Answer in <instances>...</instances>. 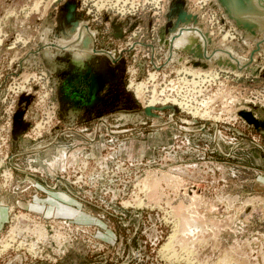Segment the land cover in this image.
<instances>
[{
	"label": "rangeland",
	"instance_id": "rangeland-1",
	"mask_svg": "<svg viewBox=\"0 0 264 264\" xmlns=\"http://www.w3.org/2000/svg\"><path fill=\"white\" fill-rule=\"evenodd\" d=\"M64 1L0 0V36L4 39L0 46V89L5 90L0 100V195L11 206L9 219L0 229V264H264V133L239 114L248 110L258 118L264 116V70L251 76L222 68L225 70H221L220 80L195 88L191 85L193 77L188 75L180 93L200 112L191 111L195 109L187 101L173 98L171 94L177 95L178 89L170 80L182 71L205 75L209 68L218 66L212 62L208 68L193 67L189 57L179 61L181 54L175 49L168 51L164 60L157 34L166 22V12L156 18L147 9L140 14L141 19L114 17L109 11L99 15L96 10L87 15L84 11L94 7L95 2L88 0L81 11L83 22L91 17L92 32L79 30L77 41L82 33H89L93 39L98 34V52L103 43L114 41L116 46L121 41L130 42L129 34L120 40L111 33V21L117 18L126 22V34L130 31L125 27L142 23L143 36L139 31L131 42L141 38L145 51H138L139 57L134 52L127 58L123 54L126 66L119 89L112 95L114 99H109L107 106L98 104L94 109H101L103 115L98 112L84 122L75 119L76 124L71 125V119L59 113L57 89L47 69L51 94L46 103L40 102V90H45L42 80L33 83L30 93L15 92L16 86L26 85L36 73L41 75L44 66L39 58L35 67L22 63L26 56L22 66L12 62L11 57L10 62L4 61L9 48L31 49L34 37L40 36L43 21L54 13L55 24V15ZM188 4L193 12V5L190 1ZM157 21L159 24L152 31L151 26ZM228 26L236 29L231 21ZM100 32L104 35L101 38ZM222 33L216 31L214 47L229 45L242 57H249L254 41L243 40L237 30L236 39H223ZM175 37L176 43L186 39L182 34ZM45 41L64 45L52 39L48 30L45 39L36 42L42 45ZM76 43L66 46L76 50ZM37 48L34 45L31 50ZM148 53L150 58L145 57ZM263 56L264 52L255 54L254 62L260 64ZM144 59L148 60L143 72L140 62ZM153 61L156 70L148 65ZM136 67L138 77L134 79L131 70ZM174 69L176 72H170ZM233 72L242 76L238 79ZM138 82L143 83L142 90L131 86ZM106 91L107 88L100 96ZM20 96L24 100L32 96L29 107H34L28 118L29 109L26 111L25 117L32 124L24 137L32 142L47 134L58 139L32 163L47 174L57 168L60 173L69 171L71 190L84 197L75 198V205L71 202L72 207L79 206L78 215L70 212L62 217H44L29 206L37 194L35 178L23 177L19 171L28 167L29 157L20 154V160H13L17 149L11 144L20 142L11 137ZM170 103L179 107L178 114L169 109L156 111L160 118L143 113L146 106ZM48 112L54 118L41 131V121H49ZM190 119L199 123H189ZM75 126L86 129L82 131L86 141L84 135L77 134L79 130L56 137V133L67 128L72 131ZM65 150L71 155L69 163L61 156ZM60 156V164L56 159L52 161ZM45 160L52 161L49 168Z\"/></svg>",
	"mask_w": 264,
	"mask_h": 264
},
{
	"label": "water",
	"instance_id": "water-1",
	"mask_svg": "<svg viewBox=\"0 0 264 264\" xmlns=\"http://www.w3.org/2000/svg\"><path fill=\"white\" fill-rule=\"evenodd\" d=\"M78 3V0H65L55 15V24L53 23L54 13H51L43 21L40 39H45L46 30H48L54 39L60 43L63 42L64 45L52 42L38 53L40 62L53 77L54 86L57 89L55 94L59 113L66 114L71 119V125H74L75 115L79 112H83L85 109L86 113L83 116L85 117L84 121H87L93 118L94 109L98 104L107 106L109 99H114L113 94L116 89H119L126 66L123 53L132 57L134 48L132 45L124 52L118 53L115 44L111 43L110 47L113 48V53L112 58H109L105 51H97L96 42L89 33H82L81 40L77 41L75 37L80 33L79 26L83 23V15L77 11ZM214 5L221 9L223 15L236 26V30L243 40L255 42V47L251 50L249 57L245 58L248 66L247 63L243 65L245 66L244 72L251 70V75H258L261 65L255 63L253 57L255 54L264 52V0H214ZM125 25L126 22L119 21L117 18L111 21V33L116 39H125L126 33L123 32ZM135 25V23L131 24L129 29H133L136 27ZM198 29L201 30L203 38L192 33ZM179 34L186 35V39L183 43L175 45L174 36ZM71 42H77L76 50L67 48ZM157 42L159 47L165 48L167 52L175 49L177 53H181L179 61L184 60L185 54L188 55L195 67H207L210 62H213L219 67L240 69L242 65H239L237 57L244 59L229 45L214 47L213 40L208 30L204 29L203 24L199 21L198 15L189 11L187 0H169L166 22L159 27ZM68 43L69 45L66 46ZM78 51L83 53L78 54ZM218 51H223L226 54L220 55ZM116 58L119 63L116 62ZM144 64V62L140 63L143 72L145 71ZM106 88L104 97L100 96ZM22 96L24 97V95ZM22 96L19 97L13 116L11 137L14 141L26 143L30 140L24 135L32 123L26 119L25 114L29 105L32 104L33 97L30 96L29 100H24ZM166 109L172 110L174 114L179 113L178 107L169 104L146 106L143 113L148 117L160 118L161 114L156 111ZM98 112L100 115L104 113L101 109ZM134 113L135 111H132L131 115ZM239 114L247 122L253 124L258 131L264 133V116L257 119L251 111L246 110ZM189 123L199 122L197 119H190ZM238 132L241 135L245 134L240 130Z\"/></svg>",
	"mask_w": 264,
	"mask_h": 264
},
{
	"label": "crops",
	"instance_id": "crops-1",
	"mask_svg": "<svg viewBox=\"0 0 264 264\" xmlns=\"http://www.w3.org/2000/svg\"><path fill=\"white\" fill-rule=\"evenodd\" d=\"M39 36V35H38ZM50 36V35H49ZM53 39V36H52ZM105 39H109V38H104V40L102 42H105ZM34 43L31 44V49L34 45H38V48L34 51H32L30 48L29 50H25V48H19V49H14L13 48H9L7 49L6 52V56H5V63L6 61L10 62V60H8V58H12V62H19L20 66H22L21 64H30L29 67H35L36 64V60L39 58V51H41L42 49L46 48L49 46L50 41H45L42 45H39L38 42H42V40L40 39V36L37 37V39H35L34 37ZM38 40V42H36ZM124 41L118 42L116 43V47L118 44V53L119 49L126 47L128 48L127 43H123ZM101 42L96 43L97 46H99ZM111 43H114V41H111ZM111 43H106L102 45V47L100 48V50L105 51V53H107L106 55L109 58H112V55L110 53H113V48L110 47L112 46ZM101 45V44H100ZM110 45V46H109ZM159 47V46H158ZM17 48V47H16ZM108 52H107V51ZM137 51H145V47H143V45H141V43L138 45L137 47ZM163 55H164V60L166 58V49L163 48ZM151 52V50H150ZM160 52V51H158ZM124 54V53H123ZM128 54L125 53L124 57L127 58ZM26 56V61H25V57ZM24 58V60H23ZM155 58V56L153 57ZM117 59V58H116ZM23 60V62L21 63V61ZM117 63H119L118 59L116 60ZM10 64V63H9ZM4 66H6V64H4ZM11 66V65H9ZM10 71V70H9ZM8 73V72H7ZM5 90L4 89H0V100L2 97V94H4ZM34 112V107H29L28 110V114L26 115V117L28 118V116ZM86 113L85 111L83 112H79L78 114L75 115L74 121L75 119H78L82 122H84L85 117H82V114ZM87 118V117H86ZM74 124H76V122H73ZM74 129V131H73ZM65 131H63L62 133H56V137L59 138V136L63 133L67 132H76L75 130H79V132L77 133L82 134V131H85L86 129H79V128H72V131H68L69 128L64 129ZM55 131H58V129H56ZM81 131V133H80ZM51 133V132H50ZM66 134V133H65ZM84 135L83 140L86 141V136ZM47 136H49L47 134ZM42 137V139L35 141H27L26 143H21V142H17V143H11L12 146H14L17 150L16 154L13 155V160H20L18 159L20 156V154H28V162L27 168L24 169H19V171L23 172L24 176L23 177H31V178H35L34 182H35V187L37 189V194H36V198L34 201H31V203H29V206L39 210L41 213H43L44 217H62L65 216L67 214L71 213H80V210L78 209L79 206L72 207L71 206V202L73 203V201H75V198H84L81 195H77V193L73 190H71V187L69 185V181L67 178V174L69 173L68 170H64L62 171V173L58 172V168L57 170L50 171L51 174H47L48 172L46 170H43V168H38V167H34L32 162H35L37 160H39V157L41 158V154L47 153L48 150H50V147L53 146L58 139H56L55 137L51 136V137ZM14 142V141H13ZM69 152L67 150L64 151V153L61 156H65L66 158V163H69L71 155L68 154ZM61 156L59 158H54L52 161H55V159L57 160L56 162L59 163V160L61 158ZM51 161V162H52ZM17 162V161H15ZM48 160H45L46 166L50 165V163ZM23 163V161H22ZM60 164V163H59ZM69 165V164H68ZM59 167V166H58ZM69 167V166H68ZM49 168V166H48ZM62 169V168H61ZM50 170V169H49ZM41 173V174H40ZM34 175V176H33ZM50 176V177H49ZM22 177V176H21ZM263 180V177H260ZM264 181V180H263ZM33 182V183H34ZM76 194H75V193ZM89 198V197H88ZM74 204V203H73ZM75 205V204H74ZM10 204L5 200V197L3 195H0V229L2 227H4V225L6 224L7 220L9 219V215H10ZM78 207V208H77ZM76 215V214H75Z\"/></svg>",
	"mask_w": 264,
	"mask_h": 264
},
{
	"label": "bare ground",
	"instance_id": "bare-ground-1",
	"mask_svg": "<svg viewBox=\"0 0 264 264\" xmlns=\"http://www.w3.org/2000/svg\"><path fill=\"white\" fill-rule=\"evenodd\" d=\"M91 1H93V0H91ZM90 1V2H91ZM95 2H93V5H95L98 9H99V11H100V13H102V12H108L109 11V7H112V8H118V9H120V11H121V14H122V12L123 11H126V9L124 8V7H126L127 5H126V3H129V2H131L132 3V6H137V5H140L141 4V6L142 7H144L145 8V5L144 4H147V3H149V4H153L155 7H157V8H161V9H163V12H167L166 10H167V8H168V3L169 2H167V0H94ZM141 1L143 2V4L141 3ZM188 1H190L191 2V5H193V7H192V11L196 14V15H198V18H199V21L204 25V28L206 29V30H208V33H209V35L211 36V38H212V40H213V44H215L214 43V40H215V37H214V33H213V31L214 30H212L211 28L210 29H208V26H207V24H205V20H204V18L206 17V15H202L201 14V12L199 11V10H197V9H195V7H194V5H197V1L198 0H187V6L189 7V8H191V6H189L190 4H188ZM202 1V0H201ZM203 1H206L207 3H209V1L211 2L210 4H212L211 6H212V9H215L216 10V16L218 17V21H220L221 19V22L223 23V25H228V23H230V20H228L224 15H223V11L221 10V9H219V8H216L215 7V5H214V0H203ZM79 2H82V0L81 1H79ZM86 3H89V1L88 0H86ZM38 5V4H37ZM121 8H123V9H121ZM102 11V12H101ZM192 12V13H193ZM56 13H57V11H56ZM123 14H126V13H123ZM90 17V16H89ZM86 18V22H83L82 24H80V26H79V30H82V31H86V30H89V31H91V27H90V24L89 23H91L92 22V19H90V18ZM123 17V16H122ZM125 18V17H124ZM139 19H141V18H139ZM214 19H216V18H214V17H212V20H214ZM144 21V20H143ZM140 24H142V23H139V25H138V27L136 28H133V29H128L127 27H125V30L126 31H130L131 32V41L133 40V36H135L138 32H139V30H143V27L140 25ZM131 25V24H130ZM129 25V26H130ZM153 25V24H152ZM163 25V24H162ZM161 25V26H162ZM128 26V27H129ZM136 26V25H135ZM152 27V26H151ZM82 28V29H81ZM139 28V29H138ZM156 28V26L155 27H153V30ZM124 30V31H125ZM157 30V29H156ZM159 30V29H158ZM81 31V32H82ZM235 31H236V29L234 28V27H232V28H230V29H226V32H224V33H222V38L223 39H227V38H234L235 36H236V34H235ZM92 32V31H91ZM101 32H102V30H101ZM99 33V37L101 38L102 36H104L103 35V33ZM130 32H127V34H125V36L126 35H128ZM144 32V31H143ZM192 33H194L195 35H200V37L201 38H203L204 36H203V34H202V32H201V30L200 29H198V30H195L194 32H192ZM197 33V34H196ZM95 35V34H94ZM97 35L98 34H96V37H95V42L97 43L98 42V38H97ZM175 37V36H174ZM108 38V37H107ZM175 39H176V37H175ZM127 40V39H126ZM2 41H4V39L0 36V46H2L3 45V42ZM173 41V40H172ZM184 42V40H181V41H179V43H176V42H174V44L175 45H178V44H181V43H183ZM131 43H134V42H131ZM134 45H136V43H134ZM142 45V44H141ZM137 46H138V44H137ZM158 46V45H157ZM10 47H12V46H10ZM159 48V47H158ZM98 51V50H97ZM82 52V51H81ZM108 52V51H107ZM120 52V51H119ZM166 53V52H165ZM218 53L220 54V55H224V54H226V53H224L223 51H218ZM112 54V53H111ZM179 54H181V53H179ZM218 54V55H219ZM149 57H150V54H149ZM166 57H167V54H166ZM187 57H189L188 55H186L185 54V58H187ZM184 58V59H185ZM237 59H239V65L241 64L242 66H240V69H230L231 71H235V70H238L239 72H242V74H244V73H249L250 75H251V70H249L250 72H244V69H245V66L243 65V64H246L247 63V60L246 61H243V60H241L240 58H238L237 57ZM147 60L148 59H144L143 60V62L145 63H147ZM143 62H140V63H143ZM151 62V61H150ZM182 62V61H181ZM146 63L144 64L145 66H146ZM211 63L212 62H210L209 64H208V66L207 67H203V68H208L210 65H211ZM189 64H191L193 67H195L194 65H193V63H192V60H191V58H190V60H189ZM149 65V67H153L152 69L153 70H156L155 68H157V66L155 65V62L153 61L152 63H149L148 64ZM189 66V65H188ZM247 66H248V63H247ZM252 66V65H251ZM202 67V66H201ZM219 67V66H218ZM218 67H214L213 69H208V72H207V74H205L204 75V73L203 74H201V75H198V73H197V75H194L192 72H186V71H182L181 73H177V75H176V79H171L170 80V82L171 83H174V84H172V85H174L177 89H178V94L176 95V93H175V95L174 94H171V95H173V98L174 97H176V98H178L179 99V101H187L192 107H193V109H195V110H191V111H197V112H200L197 108H195V106L192 104V101L189 99V98H187V96L186 95H184V94H181L180 93V87H182V84H187V82H186V80L189 78L188 77V75H190V76H192L193 78H192V83H191V85L195 88V87H197L199 84L201 85V86H208L207 84H208V82H213V81H217V80H220V77H221V70H225V69H222V68H225L224 66H220L221 68H218ZM227 68V67H226ZM138 67H136V69L134 68V69H132L131 70V72L134 70V72H132V78H134V79H137V74H138ZM160 70V69H159ZM247 70V69H246ZM264 70V68L263 67H261L260 66V72L258 73V75H260V73H261V71H263ZM149 71V74H150V69L148 70ZM229 71V70H228ZM170 72H176L175 71V69L174 70H170ZM209 72H211L213 75H209V74H211V73H209ZM182 73H184V75L183 76H181V74ZM234 73V75L235 76H237V77H239V76H242V74H238L237 72H233ZM40 74L41 75H38V73H36V75H35V77H31V78H29V80L27 81V84L26 85H18V86H16V94L17 93H19L20 91H26V92H29L30 93V91L32 90L33 91V83L34 82H36V81H39V80H42V84H44V89L45 90H40V102H44V103H46V99L47 98H49V95L51 94V92L50 91H48V86H47V82H48V78L47 77H49V75H48V72H47V70L46 69H42L41 70V72H40ZM165 74V76H167L168 74H166V73H164ZM216 75V76H215ZM258 75H255V76H258ZM215 76V77H214ZM251 76H253V75H251ZM36 77H38V78H36ZM196 79H198V80H196ZM221 82H223L222 80H221ZM143 85V83L141 82V83H139L138 82V84L137 83H132L131 84V86L132 87H136V89H138V90H140L141 89V86ZM142 90V89H141ZM42 92V93H41ZM176 92V91H175ZM161 94V93H160ZM170 95V94H169ZM161 97V96H160ZM158 99H160V98H158ZM167 101V100H166ZM153 102V101H152ZM155 102V101H154ZM153 102V103H154ZM157 102V101H156ZM176 102V101H175ZM207 102V101H206ZM153 105V104H152ZM166 105H168V104H166ZM169 105H171V103L169 104ZM254 105V104H253ZM173 106H176V105H173ZM205 106H206V103H205ZM177 107V106H176ZM187 108V107H186ZM178 109H179V107H178ZM188 109V108H187ZM181 110H185V109H182L181 108ZM172 111V110H171ZM179 111H180V109H179ZM246 111H248V110H246ZM172 113H173V111H172ZM240 113V112H239ZM252 113H253V111H252ZM48 114H50L49 115V121H45V123L46 124H43V122L41 121V123H42V125L43 126H40L39 125V127H40V129H41V131H42V129L43 128H46V126L47 125H50V122H51V120H53V118H54V115L51 113V112H48ZM174 114V113H173ZM207 115H209L208 113H206ZM202 116H205V115H202ZM253 116L255 117V118H257L258 119V117H257V115H255L254 113H253ZM242 117V116H241ZM261 118V117H260ZM246 120V119H245ZM247 121V120H246ZM249 123V122H248ZM251 124V123H250ZM45 125V126H44ZM256 129V128H255ZM257 130V129H256ZM258 131V130H257ZM258 132H260V131H258Z\"/></svg>",
	"mask_w": 264,
	"mask_h": 264
},
{
	"label": "built area",
	"instance_id": "built-area-1",
	"mask_svg": "<svg viewBox=\"0 0 264 264\" xmlns=\"http://www.w3.org/2000/svg\"><path fill=\"white\" fill-rule=\"evenodd\" d=\"M198 3H197V5H194V7H195V9H197V10H199L200 12H201V14L203 15H206V17L204 18V20H205V24H207V26H208V29H212V30H214L213 31V33H214V36H217L216 35V31L217 32H226V29H230L231 27L230 26H228V25H223V23L221 22V20L220 21H218L219 19H218V17L216 16V10L215 9H212V4H210L211 2L209 1V3H207L206 1H201V0H198L197 1ZM83 3H84V5L86 4H88V3H85L84 1H82V2H80L79 3V5H78V7H77V11L78 12H80V13H82L83 11H81V8L83 9V7L82 6H84L83 5ZM141 3L143 4V2L141 1ZM93 4V3H92ZM86 5H85V7H86ZM126 7H124L125 9H126V11H123L122 12V14H121V11H120V9H118V8H112V7H109L108 9H109V13H110V15H113L114 17H116V15H118V16H120V17H125L126 19L129 17V18H141L140 17V14L141 13H143V12H145V11H147V9L148 10H150V11H152V15L154 16L155 15V17L157 16V15H160V16H162V13H163V9H161V8H157V7H155L153 4H149V3H147V4H144L145 5V8L144 7H142L141 6V4L140 5H137V6H132V3L131 2H129V3H126ZM121 9H123V8H121ZM96 10V13L97 14H99V15H101V13H100V11H99V9L94 5V7H88V10L86 11H84L87 15H90L93 11H95ZM123 13H126V14H123ZM82 15H83V17L85 18V16H84V14L82 13ZM95 16H96V14H94ZM89 17V16H88ZM212 17H214V18H216V19H214V20H212ZM90 18V17H89ZM157 18V17H156ZM155 18V19H156ZM159 19V18H158ZM130 20V19H129ZM131 23V21L129 22V24ZM158 23V21L157 22H155L153 25H152V31H153V27H155L156 26V24ZM159 24V23H158ZM138 26H136V28H137ZM139 29V28H138ZM139 31H141V35L143 36V30L141 29V30H139ZM153 34H155L154 32L152 33V35ZM236 34V33H235ZM156 35V34H155ZM131 32L129 33V35H128V37L131 39ZM142 36H140V37H142ZM153 37H154V35H153ZM128 38V39H129ZM154 38H156V37H154ZM231 38V37H230ZM231 39H236V36L234 37V38H231ZM134 43H136V45H134ZM134 43H131V40H130V42H128L127 44H129V45H127L128 46V48L130 47V46H132V45H134V48H133V52H134V54H135V56L136 57H139L138 56V51H137V44L139 45L140 43L142 44V40H141V38L139 39V40H136V41H134ZM147 45H151L152 47H153V45L152 44H147ZM126 49V47H123V48H121V49H119V51H120V53L121 52H124V50ZM154 49V48H153ZM145 57H147V58H150L149 57V53L148 54H146L145 55ZM153 59V58H152ZM260 65H261V67H263L264 68V56L261 58V60H260ZM236 77V76H235ZM236 78H240V76L239 77H236ZM34 84H37V83H34ZM170 84H174V83H171L170 82ZM43 88H44V85H41ZM20 92H22V91H20ZM19 92V93H20ZM18 94V93H17ZM16 99L17 98H15L13 101L14 102H16ZM264 103V102H263ZM264 105V104H263Z\"/></svg>",
	"mask_w": 264,
	"mask_h": 264
},
{
	"label": "flooded vegetation",
	"instance_id": "flooded-vegetation-1",
	"mask_svg": "<svg viewBox=\"0 0 264 264\" xmlns=\"http://www.w3.org/2000/svg\"><path fill=\"white\" fill-rule=\"evenodd\" d=\"M51 35H52V33H51ZM53 36V35H52ZM53 39H54V37H53ZM99 111V110H98ZM98 111H94V114L93 115H96L97 113H98Z\"/></svg>",
	"mask_w": 264,
	"mask_h": 264
}]
</instances>
